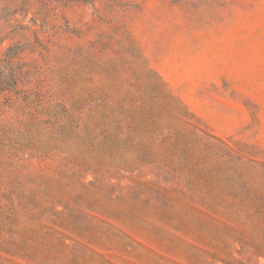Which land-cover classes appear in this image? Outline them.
Wrapping results in <instances>:
<instances>
[{"label":"rangeland","instance_id":"obj_1","mask_svg":"<svg viewBox=\"0 0 264 264\" xmlns=\"http://www.w3.org/2000/svg\"><path fill=\"white\" fill-rule=\"evenodd\" d=\"M0 264H264V0H0Z\"/></svg>","mask_w":264,"mask_h":264}]
</instances>
